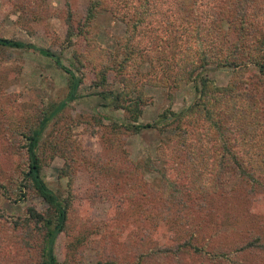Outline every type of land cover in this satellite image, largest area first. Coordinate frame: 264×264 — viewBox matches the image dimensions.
Segmentation results:
<instances>
[{
    "label": "trees",
    "instance_id": "trees-1",
    "mask_svg": "<svg viewBox=\"0 0 264 264\" xmlns=\"http://www.w3.org/2000/svg\"><path fill=\"white\" fill-rule=\"evenodd\" d=\"M32 1L46 7L41 14L27 3L14 10L15 24L22 22L26 33L28 23L60 16L48 11L47 0ZM83 2L82 21L73 22L69 0L62 18L60 49L76 47L71 69L48 49L0 36V55L35 53L52 60L67 80L62 100L41 97L34 113L14 127L0 106V138L6 137L7 145L0 139V151L6 149L0 201L25 205L39 199L43 205L40 210L27 205L16 218L0 214V243L22 238L38 255L37 264H87L85 251L95 256L88 264L194 263L186 257L198 258L196 264H264V214L253 211L252 203L256 193L264 196V0ZM102 14L124 24L112 50L99 42ZM218 70L231 72L223 86L213 78ZM84 84L95 90L89 96L121 117L66 118ZM184 87L191 100L175 111L174 94ZM154 89L166 92L168 106L144 124ZM16 101V95L9 96L11 106ZM149 131L159 133L155 156L135 162L127 138ZM80 135L95 138L96 147L81 144ZM55 157L64 161L58 179L67 182L54 190L42 170ZM76 198L81 206H107L95 229L89 226L93 218L78 217ZM144 214L155 227L176 226L188 241L133 240L125 246L111 223ZM241 217L247 222L239 228ZM61 237L62 260L56 252Z\"/></svg>",
    "mask_w": 264,
    "mask_h": 264
},
{
    "label": "rangeland",
    "instance_id": "rangeland-1",
    "mask_svg": "<svg viewBox=\"0 0 264 264\" xmlns=\"http://www.w3.org/2000/svg\"><path fill=\"white\" fill-rule=\"evenodd\" d=\"M84 0H69L71 6V12L73 22L78 23L83 20L84 16ZM48 11L50 13L59 12L60 16H50L43 21L31 22L27 24L28 32L23 31L22 22L15 24L18 20V13H14L15 6H26L30 5V8H36L35 10L41 14L42 9L46 7L40 6L37 1L30 0H0V36L5 38H14L27 43H32L39 48L48 49L51 53L55 54L61 59L62 64L67 68L71 69L69 61L71 55L76 47L66 48L65 50L60 49L61 42L63 40V16L66 15V0H47ZM43 5V4H41ZM99 26L102 28L99 34V42L102 47L112 50L115 45L116 38L123 35L124 24L112 18L108 14H102L98 21ZM30 28V29H29ZM81 47H77L78 49ZM86 81L88 84L91 83V74L86 71ZM231 77V72L228 70H218L213 73V78L216 83L220 86L225 85ZM110 81H113L114 76L110 75ZM0 106L5 109L6 116L4 119H9L11 126L18 125L19 120L22 117L30 116L34 113L35 105L39 104L40 98L45 97L51 101H60L67 94V80L65 73L58 69L52 60L43 58L32 52L25 51H5L0 55ZM115 85V84H114ZM117 90L119 85H115ZM114 87V88H115ZM95 90H91L87 85H83L81 88V97L76 101L72 102L64 112L66 118L75 120L78 116L91 117L97 113L110 119L114 115L112 112L105 107H102L103 103L98 100L94 95L89 96ZM150 92V91H148ZM147 92V93H148ZM165 93L161 89L151 90L150 95L152 102L145 108L142 122L145 124L157 117L161 111H163L168 104L165 100ZM17 96V104L11 106L9 102V96ZM191 92L188 87H184L174 94L173 109L175 111L181 110L186 104L190 102ZM11 107V109H10ZM112 119V118H111ZM109 120H105V124H108ZM76 131H81L79 128ZM234 136V135H233ZM159 133L157 131L143 132L139 136L129 137L126 141V148L131 153V158L135 162H140L144 157L150 155L152 158L155 156V146L158 142ZM235 137V136H234ZM1 140L5 143L6 137L1 135ZM84 146L96 147V139L87 135H80L78 138ZM7 146V145H6ZM5 150L0 151V165L6 163ZM16 158H13L14 161ZM6 160V159H5ZM64 161L58 157H55L49 164L42 170V175L45 182L52 188L57 189L66 185L65 179H58L59 170L63 167ZM7 171L9 167L4 166ZM81 177V176H80ZM82 180V179H80ZM79 180V183L81 181ZM151 180V179H150ZM154 181L157 182V179ZM185 189H190V185L185 181L182 182ZM62 189V188H61ZM80 186L76 188L79 191ZM253 211L264 214V196L256 193L252 197ZM251 201V200H250ZM37 206L38 209H43V205L39 199L28 201L25 205L14 204L8 201H0V214L5 215L7 218L23 216L25 213L26 206ZM78 205L79 209L75 206ZM74 210L77 212L78 217L82 218L83 221L86 218H93L90 227L95 229L97 222L95 219L103 220L105 213L107 212V206H94L89 208L87 205L79 204V198H76V204H74ZM230 215V212H229ZM80 219V220H82ZM238 226L241 228V224L247 222L246 217L237 218ZM231 221V220H230ZM153 218L144 214L135 217L127 216L121 221H115L111 223L113 229H119L120 235L118 240L125 246L131 244L133 240H142L153 242L155 240L165 243H186L187 238H184L179 233L176 226L170 224H162L160 227L153 225ZM120 227L116 228L117 226ZM219 233V232H218ZM217 234V233H216ZM18 237V236H17ZM22 238L18 237V241L13 238L11 241L16 244H5L0 243V264H37L38 255L35 254L34 249H28L24 247ZM64 241L61 237L60 243L57 246L56 252L60 260L64 254ZM68 241H72L68 238ZM34 245L33 243H30ZM219 242H213L211 240L210 246L217 247ZM132 250L136 252V248ZM83 260L88 264L95 260V256L90 251H85L82 256ZM187 262H194L196 264L199 259L192 260L190 257H186ZM162 264H167L163 262Z\"/></svg>",
    "mask_w": 264,
    "mask_h": 264
}]
</instances>
